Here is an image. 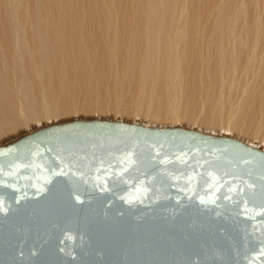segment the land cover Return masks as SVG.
I'll use <instances>...</instances> for the list:
<instances>
[{"label": "water", "instance_id": "water-1", "mask_svg": "<svg viewBox=\"0 0 264 264\" xmlns=\"http://www.w3.org/2000/svg\"><path fill=\"white\" fill-rule=\"evenodd\" d=\"M0 264H264V149L122 118L0 145Z\"/></svg>", "mask_w": 264, "mask_h": 264}, {"label": "bare ground", "instance_id": "bare-ground-1", "mask_svg": "<svg viewBox=\"0 0 264 264\" xmlns=\"http://www.w3.org/2000/svg\"><path fill=\"white\" fill-rule=\"evenodd\" d=\"M89 114L264 149V0H0V145Z\"/></svg>", "mask_w": 264, "mask_h": 264}, {"label": "rangeland", "instance_id": "rangeland-1", "mask_svg": "<svg viewBox=\"0 0 264 264\" xmlns=\"http://www.w3.org/2000/svg\"><path fill=\"white\" fill-rule=\"evenodd\" d=\"M113 116V115H112ZM94 116H92V114H89L88 115V117H85V119H89V118H93ZM100 118H105V117H100ZM112 118V117H111ZM66 119H67V121L68 120H71V117H69V118H65V119H63L64 121H66ZM125 119V118H124ZM126 120V119H125ZM126 121H131V119H127Z\"/></svg>", "mask_w": 264, "mask_h": 264}]
</instances>
